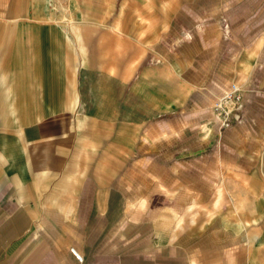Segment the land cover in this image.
Returning <instances> with one entry per match:
<instances>
[{
  "label": "crops",
  "instance_id": "crops-1",
  "mask_svg": "<svg viewBox=\"0 0 264 264\" xmlns=\"http://www.w3.org/2000/svg\"><path fill=\"white\" fill-rule=\"evenodd\" d=\"M225 1L0 0V264H264V0Z\"/></svg>",
  "mask_w": 264,
  "mask_h": 264
},
{
  "label": "rangeland",
  "instance_id": "rangeland-1",
  "mask_svg": "<svg viewBox=\"0 0 264 264\" xmlns=\"http://www.w3.org/2000/svg\"><path fill=\"white\" fill-rule=\"evenodd\" d=\"M225 2H228V1H225V0H220V3H221V8L223 9V5H224V3ZM240 2V0H232V2H231V4L233 5V6H238L237 5V3H239ZM239 8V7H238ZM232 14V15H235V16H237L238 14H240L241 12L239 11V10H234V9H232L231 11H219V15H221V19L223 18V16H225L226 14ZM243 13H246V12H243ZM263 58H264V54H263ZM259 76H260V74H257V75H255V78L256 79H252L253 81H251V82H256V83H259L258 81V79H259ZM239 80V81H238ZM237 81H236V79L235 78H219V79H216L215 81V83L217 84V86L215 85V87H216V89H213V90H211L210 92H211V94H214V98L212 97V96H210L209 98L211 99L210 100V110L214 113V115H217V116H219L216 112H215V110L213 109V104L215 103V101H217V99L216 98H221L222 99V101H221V105L222 106H226V107H228L227 106V102H226V98L224 97L225 96V94H224V92H225V89L227 88V86H229V84H230V82L231 81H235L236 83H240V84H242V87H243V93H247L248 91L247 90H250L251 88H254L255 86H250V84H248L249 82L248 81H246V80H244V78H241V79H238ZM207 94H210V93H208V91L206 92ZM243 93H242V95H243ZM210 94V95H211ZM242 98V97H241ZM240 100V99H239ZM237 104V103H236Z\"/></svg>",
  "mask_w": 264,
  "mask_h": 264
},
{
  "label": "built area",
  "instance_id": "built-area-1",
  "mask_svg": "<svg viewBox=\"0 0 264 264\" xmlns=\"http://www.w3.org/2000/svg\"><path fill=\"white\" fill-rule=\"evenodd\" d=\"M243 93L242 84L236 83L235 81H231L229 86L225 89V98L229 99L230 105L228 107L221 105V98H216L217 101L213 104V109L221 118L222 124L227 125L231 121V112L235 106V104L241 99ZM237 117V115H235ZM75 255L80 258V253L74 250Z\"/></svg>",
  "mask_w": 264,
  "mask_h": 264
},
{
  "label": "bare ground",
  "instance_id": "bare-ground-1",
  "mask_svg": "<svg viewBox=\"0 0 264 264\" xmlns=\"http://www.w3.org/2000/svg\"><path fill=\"white\" fill-rule=\"evenodd\" d=\"M226 102L228 103L227 106H229L230 105L229 99L226 98Z\"/></svg>",
  "mask_w": 264,
  "mask_h": 264
}]
</instances>
